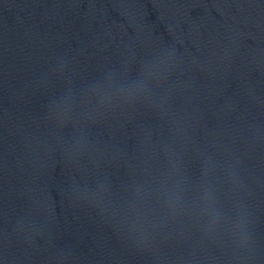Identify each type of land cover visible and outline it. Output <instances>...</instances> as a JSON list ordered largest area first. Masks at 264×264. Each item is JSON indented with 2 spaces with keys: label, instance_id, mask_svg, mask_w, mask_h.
I'll list each match as a JSON object with an SVG mask.
<instances>
[{
  "label": "water",
  "instance_id": "obj_1",
  "mask_svg": "<svg viewBox=\"0 0 264 264\" xmlns=\"http://www.w3.org/2000/svg\"><path fill=\"white\" fill-rule=\"evenodd\" d=\"M0 264H264V0H0Z\"/></svg>",
  "mask_w": 264,
  "mask_h": 264
}]
</instances>
